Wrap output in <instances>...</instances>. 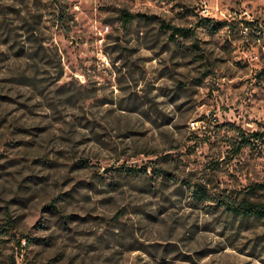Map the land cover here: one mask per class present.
<instances>
[{
    "label": "rangeland",
    "instance_id": "374dc122",
    "mask_svg": "<svg viewBox=\"0 0 264 264\" xmlns=\"http://www.w3.org/2000/svg\"><path fill=\"white\" fill-rule=\"evenodd\" d=\"M245 197L264 0H0V264H264Z\"/></svg>",
    "mask_w": 264,
    "mask_h": 264
},
{
    "label": "trees",
    "instance_id": "16d2710c",
    "mask_svg": "<svg viewBox=\"0 0 264 264\" xmlns=\"http://www.w3.org/2000/svg\"><path fill=\"white\" fill-rule=\"evenodd\" d=\"M136 16H137L136 14L125 11L123 13L124 22L128 24ZM204 20L212 21L211 18H205ZM164 26L171 30V35L173 37H175L176 35H186L190 32V29L184 28V27L173 26L171 24H166ZM262 136L263 134L258 131L251 133L248 137L246 135H241L240 143L239 145H237V151L239 152L245 145L252 143L253 138L255 140H258ZM133 170L140 171L139 169H133ZM221 204L224 207V211L226 210L227 213L231 215L241 214L242 216H245V217L264 216V207L261 206L260 203L252 201L248 197H245L242 200V202H238V203L235 201H232V199L231 200L223 199V202Z\"/></svg>",
    "mask_w": 264,
    "mask_h": 264
},
{
    "label": "water",
    "instance_id": "95a60500",
    "mask_svg": "<svg viewBox=\"0 0 264 264\" xmlns=\"http://www.w3.org/2000/svg\"><path fill=\"white\" fill-rule=\"evenodd\" d=\"M111 167H109L108 169H106L105 171L108 172L110 170Z\"/></svg>",
    "mask_w": 264,
    "mask_h": 264
}]
</instances>
